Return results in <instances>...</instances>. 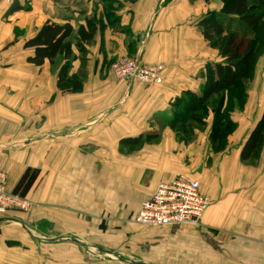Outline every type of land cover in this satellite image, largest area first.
I'll list each match as a JSON object with an SVG mask.
<instances>
[{"label":"crops","instance_id":"1","mask_svg":"<svg viewBox=\"0 0 264 264\" xmlns=\"http://www.w3.org/2000/svg\"><path fill=\"white\" fill-rule=\"evenodd\" d=\"M117 4L109 20L100 0L0 1V169L7 190L32 202L28 211L9 212H29L25 217L0 216V264H82L74 244L59 242L67 235L73 243L100 241L112 249L104 253L119 258L100 264L129 263V254H151L153 264H264V147L257 166H249L240 161L241 146L213 153L207 141L201 152L199 137L183 143L156 125L175 97L200 91L207 63L220 60L199 21L218 13L221 0ZM92 17L101 22L81 55L76 31ZM47 21L74 28L69 73L84 75L80 90L57 87L62 55L40 66L26 60L33 50L24 42ZM123 56L161 64L162 82L117 79L110 64ZM149 131L160 132L158 141L120 149L121 139ZM176 175L198 179L210 199L198 224L135 223L140 203ZM38 223L56 243H34L44 238L32 233Z\"/></svg>","mask_w":264,"mask_h":264},{"label":"trees","instance_id":"2","mask_svg":"<svg viewBox=\"0 0 264 264\" xmlns=\"http://www.w3.org/2000/svg\"><path fill=\"white\" fill-rule=\"evenodd\" d=\"M133 2L135 0H127ZM109 20L118 6L117 0H100ZM219 12H208L199 21V27L208 46L217 50L220 60L209 62L203 74L200 91H186L175 97L170 113L161 116L165 127L183 142L193 141L197 130L209 126L208 143L211 152L226 149L229 137L236 130V111H243L247 102L248 80L252 77L260 56L264 53V0H221ZM97 24L94 17L77 28L75 47L85 53V43L91 40ZM101 27V26H100ZM74 28L69 22H45L24 42L32 55L26 58L32 65L45 61L54 63L58 55L64 58L57 72V87L77 91L82 88L84 75L70 74V61L74 58L71 37ZM209 121V122H208ZM163 127V128H165ZM160 132L149 131L120 140V149H136L145 143L158 141ZM264 147V107L248 132L240 148V161L255 165Z\"/></svg>","mask_w":264,"mask_h":264},{"label":"built area","instance_id":"3","mask_svg":"<svg viewBox=\"0 0 264 264\" xmlns=\"http://www.w3.org/2000/svg\"><path fill=\"white\" fill-rule=\"evenodd\" d=\"M6 4L24 3L26 0H0ZM117 79H136L144 85L162 82L163 66L140 62L137 57H120L110 64ZM7 175L0 169V216L14 210L28 211L32 202L26 197L7 190ZM210 204L207 195L201 192L198 179L176 175L160 181L153 192L144 199L133 216L137 224L162 227L179 224L197 225Z\"/></svg>","mask_w":264,"mask_h":264},{"label":"rangeland","instance_id":"4","mask_svg":"<svg viewBox=\"0 0 264 264\" xmlns=\"http://www.w3.org/2000/svg\"><path fill=\"white\" fill-rule=\"evenodd\" d=\"M247 102H246V106L244 108L243 111H236L235 112V120H236V130L234 131L235 133H233V135H231V139L230 141L228 140V146L229 147L227 149V152H231L232 150H236L240 145L241 142H243L249 132L248 128L251 125V123L255 120V122L257 121V119L259 118L261 111L264 107V53L260 56V58L258 59V62L256 64L254 73L252 75V77L250 78V80H248L247 84ZM209 122V121H208ZM157 128H163L165 126L164 125V121L161 120V118L158 120V122H156ZM204 130H196L193 134V139L199 137L200 140H203V143H199V150L201 152H206L205 151V145H207V141H208V133H206ZM209 144V143H208ZM224 151V150H223ZM198 153V158H202L203 155L202 153ZM226 152V153H227ZM199 162L197 164H193V167L198 168L202 166L203 163V159L198 160ZM260 162V158L259 160L256 162L255 165H249V166H257V164ZM244 164V163H243ZM247 165V164H245ZM202 169V168H201ZM29 212L25 213V214H20L18 213L17 215H13L12 213H7L5 216H9V220H15V219H19L20 217H25L27 216ZM133 214V213H132ZM131 214V215H132ZM5 216H1V217H5ZM18 217V218H17ZM130 217V216H129ZM31 230L33 231L32 233L34 234V236H40V237H44L43 239H37V238H33L34 239V243L36 245L39 244H45L47 242H57L56 238L54 239H50L51 236L57 237L52 231H50V229L47 226H43L41 225V223L35 224L33 226L30 227ZM99 229L101 230V232H104L105 230V225L104 223H100L99 225ZM111 232V231H110ZM72 236L67 235L64 236V239H60L59 242L61 241H68L69 244H71V246H66L69 249H72V245L74 244V247H76L77 249H79L81 251V257H82V264H94V262L96 261L97 264L105 263L106 261H119V258L116 254H111V256L108 253H104V250L110 251L112 252L111 248L105 247L103 246V244L100 241L96 242H92V241H82L80 243H73V241L68 240L66 238H70L71 239ZM53 238V237H51ZM103 238V237H102ZM105 238V237H104ZM119 239H121L120 237H114V240L119 241ZM65 243V242H64ZM119 248L120 245H118ZM111 249V250H110ZM120 255V254H119ZM127 261L129 263L126 262V264H142L141 262H146V264H153L152 263V259L153 256L151 254H146V258H138L136 256V254H129L127 256ZM53 259H50V261ZM72 259H70V264L72 263L71 261ZM140 262V263H139ZM145 264V263H144Z\"/></svg>","mask_w":264,"mask_h":264}]
</instances>
